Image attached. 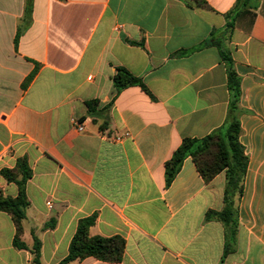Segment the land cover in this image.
<instances>
[{"label":"crops","instance_id":"0c3cea01","mask_svg":"<svg viewBox=\"0 0 264 264\" xmlns=\"http://www.w3.org/2000/svg\"><path fill=\"white\" fill-rule=\"evenodd\" d=\"M205 1L33 0L26 22V0H0V171L24 158L31 172L19 235L27 248L13 245L15 225L0 212V264H33L34 236L40 264H57L90 216L89 236L124 239L122 260L68 264H264V0L224 39L240 78L247 156L228 252L223 225L206 218L223 207L225 173L206 182L187 156L166 185L165 162L182 139H201L227 118L226 65L205 41L222 32L236 0ZM117 67L147 91L116 94ZM89 100L110 105L103 130ZM0 194H18L1 173Z\"/></svg>","mask_w":264,"mask_h":264},{"label":"trees","instance_id":"16d2710c","mask_svg":"<svg viewBox=\"0 0 264 264\" xmlns=\"http://www.w3.org/2000/svg\"><path fill=\"white\" fill-rule=\"evenodd\" d=\"M32 1L26 0L25 20H30L32 12ZM199 6L209 7L205 0H192ZM258 0H236L233 7L224 14L225 24L222 32L205 41V45L215 46L218 49L221 60L226 65L227 87L230 92L227 118L222 128L214 130L201 139L183 138L181 144L175 149L169 160L165 162L166 185L178 173L181 163L185 157H191L199 175L208 182L217 174L225 173V186L223 190V207L219 212L209 211L206 218H215L219 221L225 231L224 253L231 249L237 228V208L235 197L240 196L243 190V179L247 168V156L243 146L239 142L240 121L239 116L242 109L239 107L240 100V78L234 69L233 60L226 48L224 39H229L232 34L236 19L246 10L256 9ZM20 36L16 33L15 44ZM213 36V33H212ZM33 73L28 76L29 82ZM24 83V85H25ZM112 83L116 94L130 86H139L147 91L140 78L131 74L122 67H117L112 77ZM87 114L92 117L94 123L98 118L102 119L99 128L103 130L108 121L107 110L110 105L97 108V100L85 102ZM1 175L8 181L14 182L18 188V194L12 198L0 194V212H6L13 220L16 235L13 245L17 248H27L20 242L19 235L22 231L21 223L25 218V209L28 200L25 194V184L30 178L31 172L26 165L25 159L20 158L13 170L1 169ZM53 221V220H51ZM94 222V216L82 218L78 221L75 234L73 235L68 249V254L57 264H68L72 261H81L88 257L97 260L117 263L122 260L125 242L120 236L104 238L100 236H89L88 229ZM52 225L51 222L45 227ZM33 245L30 248L33 264H40V241L34 236Z\"/></svg>","mask_w":264,"mask_h":264},{"label":"built area","instance_id":"2783aa9c","mask_svg":"<svg viewBox=\"0 0 264 264\" xmlns=\"http://www.w3.org/2000/svg\"><path fill=\"white\" fill-rule=\"evenodd\" d=\"M73 126L78 132H82L84 130V123L82 121L73 120ZM128 134L125 133L121 136H114V140H121L126 137Z\"/></svg>","mask_w":264,"mask_h":264}]
</instances>
